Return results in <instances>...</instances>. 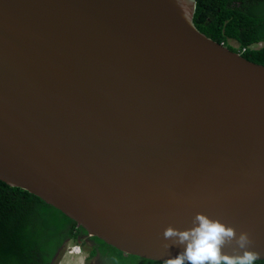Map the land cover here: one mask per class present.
I'll list each match as a JSON object with an SVG mask.
<instances>
[{
  "label": "water",
  "instance_id": "1",
  "mask_svg": "<svg viewBox=\"0 0 264 264\" xmlns=\"http://www.w3.org/2000/svg\"><path fill=\"white\" fill-rule=\"evenodd\" d=\"M193 11L0 0V180L126 255L174 257L164 228L201 212L264 259V65L200 32Z\"/></svg>",
  "mask_w": 264,
  "mask_h": 264
},
{
  "label": "trees",
  "instance_id": "2",
  "mask_svg": "<svg viewBox=\"0 0 264 264\" xmlns=\"http://www.w3.org/2000/svg\"><path fill=\"white\" fill-rule=\"evenodd\" d=\"M192 22L214 41L234 51L244 48V58L264 65V0H194ZM232 40L237 47L229 44ZM257 43L261 45L255 47ZM79 231L84 230L58 209L0 180V264H55L67 240ZM93 238L114 264H164L125 255Z\"/></svg>",
  "mask_w": 264,
  "mask_h": 264
},
{
  "label": "clouds",
  "instance_id": "3",
  "mask_svg": "<svg viewBox=\"0 0 264 264\" xmlns=\"http://www.w3.org/2000/svg\"><path fill=\"white\" fill-rule=\"evenodd\" d=\"M162 235L165 241H170L164 244L166 249L171 245L183 246L177 255L166 258L164 264H255L260 258L259 253L250 248L252 240L248 232L242 230L237 233L232 225L201 212L194 215L190 228L178 229L168 225ZM233 243L235 247L231 254L223 251L225 246ZM74 244L81 251L80 245ZM84 260L82 264H85Z\"/></svg>",
  "mask_w": 264,
  "mask_h": 264
},
{
  "label": "flooded vegetation",
  "instance_id": "4",
  "mask_svg": "<svg viewBox=\"0 0 264 264\" xmlns=\"http://www.w3.org/2000/svg\"><path fill=\"white\" fill-rule=\"evenodd\" d=\"M71 242H76L80 245V249L85 255V264H114L112 257L102 253L101 250L97 248L99 243L93 236H89L86 232L79 231L74 238L67 240L65 245Z\"/></svg>",
  "mask_w": 264,
  "mask_h": 264
},
{
  "label": "bare ground",
  "instance_id": "5",
  "mask_svg": "<svg viewBox=\"0 0 264 264\" xmlns=\"http://www.w3.org/2000/svg\"><path fill=\"white\" fill-rule=\"evenodd\" d=\"M66 257L68 263H75V264H82L84 260V254L78 250L76 247H69L65 252L64 255Z\"/></svg>",
  "mask_w": 264,
  "mask_h": 264
},
{
  "label": "rangeland",
  "instance_id": "6",
  "mask_svg": "<svg viewBox=\"0 0 264 264\" xmlns=\"http://www.w3.org/2000/svg\"><path fill=\"white\" fill-rule=\"evenodd\" d=\"M229 42H230L229 44L232 45L233 47H237V43L234 42L233 40H232V41H229ZM260 45H261V43H257V44H255L254 46H255V47H259ZM254 46H253V47H254ZM74 243H76V242H71V243H68V244L65 245L64 249L62 250L61 254L59 255L60 259H59V257H58V259H59L58 264H75V263H68L67 260H65L66 257L63 256V255H64V251L66 250V248H67L68 246H69V247L76 246Z\"/></svg>",
  "mask_w": 264,
  "mask_h": 264
},
{
  "label": "built area",
  "instance_id": "7",
  "mask_svg": "<svg viewBox=\"0 0 264 264\" xmlns=\"http://www.w3.org/2000/svg\"><path fill=\"white\" fill-rule=\"evenodd\" d=\"M243 50H244V48H242V49H238L239 53H240L241 51H243Z\"/></svg>",
  "mask_w": 264,
  "mask_h": 264
}]
</instances>
